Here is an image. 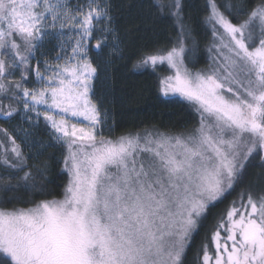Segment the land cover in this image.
<instances>
[{"label": "snow or ice", "instance_id": "snow-or-ice-1", "mask_svg": "<svg viewBox=\"0 0 264 264\" xmlns=\"http://www.w3.org/2000/svg\"><path fill=\"white\" fill-rule=\"evenodd\" d=\"M154 7L172 17L175 40L136 53L133 68L159 71L160 93L193 122L110 136L91 58L105 47L124 58L109 0H0V125L17 122L0 126V181H17L0 183V264H187L194 249L196 264H264V184L241 189L254 161L264 169V0H205L203 67L190 59L183 0ZM46 38L56 56L37 60ZM41 126L64 150L58 194L28 167ZM21 187L41 198L17 207L7 194Z\"/></svg>", "mask_w": 264, "mask_h": 264}, {"label": "trees", "instance_id": "trees-1", "mask_svg": "<svg viewBox=\"0 0 264 264\" xmlns=\"http://www.w3.org/2000/svg\"><path fill=\"white\" fill-rule=\"evenodd\" d=\"M183 2L184 15L193 33L191 40L197 45L190 59L198 67H203L208 56V36L201 23L205 15L203 11L205 0H183ZM233 2L249 4L253 0H233ZM109 3L115 27L124 41L122 45L124 58L113 55L107 47L99 54H92L91 58L98 68V75L94 81V97L109 113L114 129L110 136L153 128L178 133L190 128L193 114L187 105L179 99L167 98L160 93L157 78L161 73L153 72L151 69L133 68L136 53L145 49L166 47L170 41L175 40L172 17L154 7L156 0H109ZM189 47L192 45L190 44ZM0 126L12 127L10 124ZM35 132L36 142L27 144L28 147L25 148V155L33 157L28 161V167L36 177L37 184L46 185L47 192L58 194L67 183L66 173L62 171L64 150L46 141L45 129ZM254 166L257 167V164L253 163L247 172L249 173V169ZM40 172H43V176ZM0 175H4L2 167H0ZM9 182L16 184L17 181L15 179L0 181V183ZM7 197L9 199L15 197L18 201L17 207L34 198H41L38 190L27 191L23 187L8 193ZM235 197L234 193L211 210L205 231L215 217L227 209ZM4 198L5 193L0 191V201ZM203 234L204 232H201V236ZM187 264H196L195 249L187 256Z\"/></svg>", "mask_w": 264, "mask_h": 264}, {"label": "rangeland", "instance_id": "rangeland-1", "mask_svg": "<svg viewBox=\"0 0 264 264\" xmlns=\"http://www.w3.org/2000/svg\"><path fill=\"white\" fill-rule=\"evenodd\" d=\"M73 4H75L77 2V0H72ZM80 3H85L86 0H79ZM66 39V38H65ZM93 45L95 44V41L92 42ZM58 41L55 39H50V38H46L45 40V45L43 48L40 49V52L43 54L38 55L37 56V60H43V59H54L56 56V52L54 51L55 47L57 46ZM209 55V54H208ZM92 57V56H91ZM208 58V56H207ZM35 63L36 61H33V67H35ZM41 71H43V65L41 64ZM16 79H19V76L17 75ZM29 84L33 83V80L30 78L28 81ZM167 98H173V99H178L176 97H167ZM111 122V120H110ZM17 122L10 124L11 126L15 125ZM40 129H44L41 127L39 128H35L31 130V138L27 141V144L29 145L30 143L33 144L36 142V140L34 139V134L36 133L35 131L39 132ZM105 134L106 135H112V132L109 133L107 130H105ZM46 141L53 145V146H60L59 144H57L54 140L51 139V137L48 135V133L46 132ZM254 164H257V167L254 166V168H251V170L249 169V173L246 171V174L244 175L243 179H242V185H241V189L243 187L249 186V185H261L264 184V169H262L259 166V161H254ZM250 174V175H249ZM249 175V176H248ZM239 189V191L241 190ZM228 207V206H227Z\"/></svg>", "mask_w": 264, "mask_h": 264}]
</instances>
